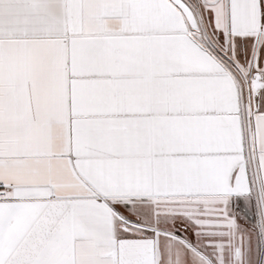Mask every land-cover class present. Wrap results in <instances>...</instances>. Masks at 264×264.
<instances>
[{"label":"snow or ice","instance_id":"snow-or-ice-1","mask_svg":"<svg viewBox=\"0 0 264 264\" xmlns=\"http://www.w3.org/2000/svg\"><path fill=\"white\" fill-rule=\"evenodd\" d=\"M0 264H264V0H0Z\"/></svg>","mask_w":264,"mask_h":264}]
</instances>
